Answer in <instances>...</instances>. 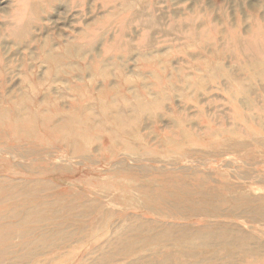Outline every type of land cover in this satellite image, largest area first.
<instances>
[{"label":"rangeland","instance_id":"rangeland-1","mask_svg":"<svg viewBox=\"0 0 264 264\" xmlns=\"http://www.w3.org/2000/svg\"><path fill=\"white\" fill-rule=\"evenodd\" d=\"M0 264H264V0H0Z\"/></svg>","mask_w":264,"mask_h":264},{"label":"bare ground","instance_id":"bare-ground-1","mask_svg":"<svg viewBox=\"0 0 264 264\" xmlns=\"http://www.w3.org/2000/svg\"><path fill=\"white\" fill-rule=\"evenodd\" d=\"M54 247V246H53ZM38 248V247H37Z\"/></svg>","mask_w":264,"mask_h":264}]
</instances>
